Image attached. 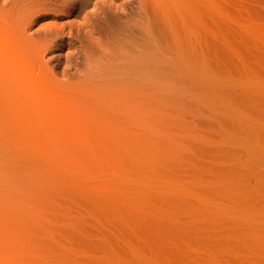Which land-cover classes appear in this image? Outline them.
Wrapping results in <instances>:
<instances>
[{"label":"rangeland","instance_id":"374dc122","mask_svg":"<svg viewBox=\"0 0 264 264\" xmlns=\"http://www.w3.org/2000/svg\"><path fill=\"white\" fill-rule=\"evenodd\" d=\"M160 4L137 84L0 47V264H264V0Z\"/></svg>","mask_w":264,"mask_h":264},{"label":"bare ground","instance_id":"6f19581e","mask_svg":"<svg viewBox=\"0 0 264 264\" xmlns=\"http://www.w3.org/2000/svg\"><path fill=\"white\" fill-rule=\"evenodd\" d=\"M74 1L0 0V47L17 46L22 49H30L37 53L38 66L49 72L57 73L55 68H51L53 62L50 61V57L55 54L56 48H63L67 44L66 47L68 46L67 48L75 52L74 64L71 63L73 64V69L83 79H98L97 77L103 78L106 74L115 73L120 74V78L124 79L128 76L127 78L129 79H126V81L131 80L133 83L136 80H142L138 79L135 72L138 71V76L142 73L143 70L141 68H143L144 62L148 65L149 62L152 64V57L156 56L157 52V55H160L163 51L159 53V50L162 49L161 47L164 46L163 49L169 48V43L167 44L164 41L167 46L165 47V44L162 43L160 47L162 42L160 38L165 35L163 34L162 37V31L159 28L162 27L160 24H164L167 20L166 18L172 14H169L170 8L169 10L165 9L168 6L164 5V7L163 4H160V0H107V3L104 2L106 6L104 8L100 3H96L93 10L96 8L98 13L95 10L96 15H93V17L95 16L93 21L98 23L99 20L100 23L102 22L100 25H103L102 27L104 28L99 25L101 29L96 25L97 23L95 24L92 21V15V18L86 16L85 19L80 16L85 20L83 25H79L78 22H75L76 24L71 22L63 26L60 23V20L64 17L73 19L77 15V2ZM68 3L71 5L73 3L76 4H73L72 7ZM85 5L87 6L83 7H88V4ZM79 8L78 10H80ZM162 9L167 12V15L162 12ZM198 11L200 15V9ZM92 12L94 13V11ZM88 14L90 15V13ZM79 15L81 14L79 13ZM49 17L52 19L49 25L40 24L42 20ZM80 17L77 15L75 19ZM169 18L171 17H168L167 23L165 22L164 25L171 23ZM107 26L110 28H106ZM158 33L161 37L158 36ZM145 38L149 42L145 45L146 48L144 46ZM147 48L146 52L148 53L145 52ZM62 51L60 50V52ZM145 53L149 58L151 55L152 60L151 58L149 59L150 61L146 60ZM144 56L145 60L143 59ZM155 56L154 58L157 57ZM68 60H70L69 56ZM153 62L152 65L155 66L158 62V57L156 62ZM130 71H134L135 82L132 79L133 76L130 78L129 75H125ZM122 74L126 77H121ZM55 75L57 76V74ZM140 76L142 75L140 74ZM133 85L134 90L138 89L137 87L139 86ZM132 90L130 91L132 92ZM134 90L133 93L135 95L138 94L139 91L135 90V93Z\"/></svg>","mask_w":264,"mask_h":264}]
</instances>
